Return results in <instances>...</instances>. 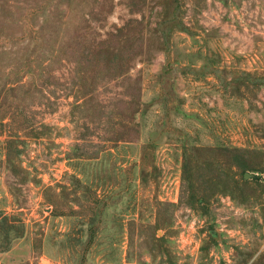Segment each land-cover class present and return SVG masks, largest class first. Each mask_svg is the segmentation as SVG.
<instances>
[{
  "label": "rangeland",
  "instance_id": "1",
  "mask_svg": "<svg viewBox=\"0 0 264 264\" xmlns=\"http://www.w3.org/2000/svg\"><path fill=\"white\" fill-rule=\"evenodd\" d=\"M110 2L108 28L160 21ZM182 2L189 31L125 78L67 1L59 58L1 41L0 264H264V0ZM26 60L40 74L7 96Z\"/></svg>",
  "mask_w": 264,
  "mask_h": 264
},
{
  "label": "trees",
  "instance_id": "2",
  "mask_svg": "<svg viewBox=\"0 0 264 264\" xmlns=\"http://www.w3.org/2000/svg\"><path fill=\"white\" fill-rule=\"evenodd\" d=\"M63 1L68 2L70 12L79 15L78 26L74 31V38L77 39L78 44L81 42L79 39L82 37H84V44L88 35L94 37L93 39H100L99 42L95 39L91 46H87L89 50L91 49L90 52L93 53V55L89 54L87 57L95 58L106 55L107 59L117 61L114 79L125 78L131 72V66L135 64L136 59L148 54L150 50L146 52L142 50L146 47L147 41L157 43L156 51H168L174 34L180 31H189L181 19L182 0H150L151 4H155L160 9L158 12L160 21L156 23L155 27H146L135 19L131 21L132 23L125 24L122 27L112 26L110 28H108V20L115 11V6L111 5V2L107 5L110 0H0V35L5 34V26L16 29L11 37H0V49H2L1 41L5 40L6 44L11 47L14 44L15 46L18 44L24 45L29 42L28 51L30 52L27 55L36 53V56H39L43 50V44L46 42L49 55L53 58H59L64 49L62 27L65 24L67 12ZM129 1L131 2L126 4L127 7H134L138 4L137 0ZM145 2L146 0H141V9H144L143 3ZM131 14L135 15L132 11ZM93 22L97 25L94 28L91 27ZM131 24L137 25L130 26ZM146 36L149 38L146 39ZM128 45H130V54L125 59L126 63L121 65L119 59ZM33 65L34 61L26 60L20 70L22 80L16 83L8 82L4 84V87H7V96L17 88L26 87L23 78L40 74L36 73L39 70L34 69ZM39 66L41 65L37 64V67ZM87 96L88 94H84L83 98L86 100ZM11 98L21 101L13 95ZM132 98L127 104L133 112L129 124H132V127L135 128L138 126L136 115L140 113L141 99L136 98V96ZM131 106H134V109ZM252 182L257 183L256 181ZM252 182L243 181V184ZM191 188L195 192L198 186L193 183Z\"/></svg>",
  "mask_w": 264,
  "mask_h": 264
},
{
  "label": "water",
  "instance_id": "3",
  "mask_svg": "<svg viewBox=\"0 0 264 264\" xmlns=\"http://www.w3.org/2000/svg\"><path fill=\"white\" fill-rule=\"evenodd\" d=\"M244 178L246 180H249V179L258 180L259 179V176H257L254 173L247 172V173H245Z\"/></svg>",
  "mask_w": 264,
  "mask_h": 264
}]
</instances>
